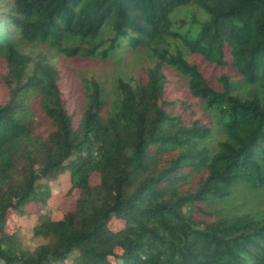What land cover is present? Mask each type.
<instances>
[{"label": "trees", "instance_id": "1", "mask_svg": "<svg viewBox=\"0 0 264 264\" xmlns=\"http://www.w3.org/2000/svg\"><path fill=\"white\" fill-rule=\"evenodd\" d=\"M36 47L149 66L70 94ZM197 59L226 70L218 87ZM0 64V264H264V205H234L264 199V0H0ZM65 172L74 207L22 250L9 211L44 204Z\"/></svg>", "mask_w": 264, "mask_h": 264}, {"label": "rangeland", "instance_id": "2", "mask_svg": "<svg viewBox=\"0 0 264 264\" xmlns=\"http://www.w3.org/2000/svg\"><path fill=\"white\" fill-rule=\"evenodd\" d=\"M135 15H139L136 11ZM141 21V20H140ZM25 53L31 58L32 62L40 60L43 56L50 58L43 49L36 47L30 50H26ZM53 54V53H52ZM51 63H56L57 68L61 71V89L63 91H70V94H74L79 91V84L88 83L90 79L100 81L108 90H112V83L117 76H121L123 73L124 80H132L134 77L143 75L145 68L149 66L146 62L130 64L126 70L117 68L111 63H100L93 60H85L79 58L67 59L61 55L51 56ZM200 63V69L208 78V81L213 86L218 87L217 77L221 73H225L226 70L221 68H214L212 66H206L205 62L201 59H197ZM129 69V70H128ZM4 73V65L0 64V104L4 103L8 97V90L3 85L1 76ZM181 85L175 83V78L168 75L166 82V89L169 96L179 95L181 92ZM22 106L24 112L35 111V96L31 93H26L21 96ZM98 177L93 174L90 178V182L95 184ZM43 182V181H42ZM50 188V194L44 204L38 203L35 200L30 201L24 206V214L19 215L15 211H9L7 232L11 233L18 229V238L20 248L25 251H33L35 247L42 241L39 238L32 236V228L38 223L41 217L50 218L51 220H59L62 214L74 207L75 194L73 196H67V192L70 187L69 175L67 172L58 175L55 179L48 182ZM240 199L235 200L234 205H237L238 210L244 208L245 211L258 210L264 205V199L262 200H250L249 197L244 199V202ZM243 204V206H239ZM256 207V208H255ZM111 229L125 228L123 222L111 219L109 223ZM124 248L120 247L116 249L117 253H121Z\"/></svg>", "mask_w": 264, "mask_h": 264}]
</instances>
